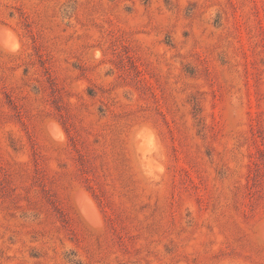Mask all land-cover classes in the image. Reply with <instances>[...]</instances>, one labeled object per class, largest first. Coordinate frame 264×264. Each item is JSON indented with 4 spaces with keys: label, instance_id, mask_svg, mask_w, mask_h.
<instances>
[{
    "label": "rangeland",
    "instance_id": "rangeland-1",
    "mask_svg": "<svg viewBox=\"0 0 264 264\" xmlns=\"http://www.w3.org/2000/svg\"><path fill=\"white\" fill-rule=\"evenodd\" d=\"M0 264H264V0H0Z\"/></svg>",
    "mask_w": 264,
    "mask_h": 264
}]
</instances>
